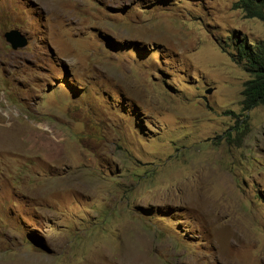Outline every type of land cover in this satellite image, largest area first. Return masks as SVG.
I'll return each instance as SVG.
<instances>
[{"label": "rangeland", "instance_id": "rangeland-1", "mask_svg": "<svg viewBox=\"0 0 264 264\" xmlns=\"http://www.w3.org/2000/svg\"><path fill=\"white\" fill-rule=\"evenodd\" d=\"M238 1L0 0V264H264Z\"/></svg>", "mask_w": 264, "mask_h": 264}, {"label": "trees", "instance_id": "trees-1", "mask_svg": "<svg viewBox=\"0 0 264 264\" xmlns=\"http://www.w3.org/2000/svg\"><path fill=\"white\" fill-rule=\"evenodd\" d=\"M235 8L242 10L246 18L264 23V0H239ZM235 48L236 53L231 56L237 64H243L245 71L250 74L242 92L243 112L246 113L264 105V41L255 44L253 41L250 43L237 39Z\"/></svg>", "mask_w": 264, "mask_h": 264}, {"label": "water", "instance_id": "water-1", "mask_svg": "<svg viewBox=\"0 0 264 264\" xmlns=\"http://www.w3.org/2000/svg\"><path fill=\"white\" fill-rule=\"evenodd\" d=\"M5 41L10 45L13 51H19L29 45V38L20 30L13 29L4 34Z\"/></svg>", "mask_w": 264, "mask_h": 264}, {"label": "clouds", "instance_id": "clouds-1", "mask_svg": "<svg viewBox=\"0 0 264 264\" xmlns=\"http://www.w3.org/2000/svg\"><path fill=\"white\" fill-rule=\"evenodd\" d=\"M241 11H242V10H241ZM242 12H243V11H242ZM261 22H262V21H261ZM243 40H246V39H243ZM247 41H248V40H247ZM248 42H250V43H251L252 41H248ZM253 42H254V41H253Z\"/></svg>", "mask_w": 264, "mask_h": 264}]
</instances>
